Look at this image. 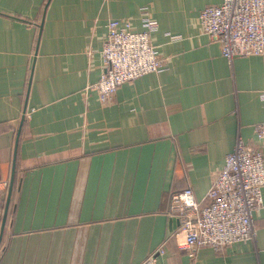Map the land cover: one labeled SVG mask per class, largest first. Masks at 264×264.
I'll return each mask as SVG.
<instances>
[{"label": "crops", "instance_id": "0c3cea01", "mask_svg": "<svg viewBox=\"0 0 264 264\" xmlns=\"http://www.w3.org/2000/svg\"><path fill=\"white\" fill-rule=\"evenodd\" d=\"M220 1L0 0V264H264V186L254 239L180 249L171 234L170 194L204 202L231 133L255 143L264 119V55L229 61L198 23ZM142 5L167 68L102 102L106 22L140 30Z\"/></svg>", "mask_w": 264, "mask_h": 264}, {"label": "built area", "instance_id": "2783aa9c", "mask_svg": "<svg viewBox=\"0 0 264 264\" xmlns=\"http://www.w3.org/2000/svg\"><path fill=\"white\" fill-rule=\"evenodd\" d=\"M139 13L143 24L140 30H133L128 18H109L106 22L100 49L102 69L92 84L102 102L109 100L122 82L167 68L151 42L158 22L150 16L147 5L140 6ZM198 23L202 32L219 41L221 54L229 61L237 55H264V0L208 4L199 11ZM28 113L24 111L23 116ZM255 134V143H249L242 133H231L233 146L216 170L204 202L188 185L170 194L168 214L177 219L171 234L178 248L210 245L220 249L254 239L252 215L262 204L264 186V119L255 124ZM4 186L5 181L0 180V188ZM139 264L166 263L148 255Z\"/></svg>", "mask_w": 264, "mask_h": 264}, {"label": "water", "instance_id": "95a60500", "mask_svg": "<svg viewBox=\"0 0 264 264\" xmlns=\"http://www.w3.org/2000/svg\"><path fill=\"white\" fill-rule=\"evenodd\" d=\"M23 112H24V110H23ZM22 119L23 118L21 116V121H22ZM16 134L19 135V130H17ZM13 171H14V158H13V161H12L11 175H10V179H9V183H8L6 199H5V205H4L2 216H1V220H0V239H1V236H2V231H3V227H4V224H5V220H6L7 209H8L10 194H11V190H12ZM174 221L176 222L175 218H174Z\"/></svg>", "mask_w": 264, "mask_h": 264}, {"label": "trees", "instance_id": "16d2710c", "mask_svg": "<svg viewBox=\"0 0 264 264\" xmlns=\"http://www.w3.org/2000/svg\"><path fill=\"white\" fill-rule=\"evenodd\" d=\"M3 206H4V204L0 207V211H1L0 219H1V216H2ZM7 216H8V212H7Z\"/></svg>", "mask_w": 264, "mask_h": 264}]
</instances>
